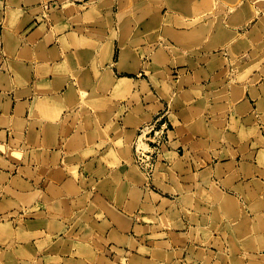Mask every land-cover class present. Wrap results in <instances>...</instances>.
Listing matches in <instances>:
<instances>
[{
	"label": "crops",
	"instance_id": "1",
	"mask_svg": "<svg viewBox=\"0 0 264 264\" xmlns=\"http://www.w3.org/2000/svg\"><path fill=\"white\" fill-rule=\"evenodd\" d=\"M109 2L112 9L117 0H97L99 5ZM67 3V9L74 11L72 14L63 11L52 16L53 4L60 7L62 0H0V118L6 122L0 125V136L6 139V147L14 143L7 154H16L15 159L11 160L9 155L5 158L7 166L14 170L3 173L9 174L4 184H1L3 174L0 175V186L6 201H18L20 205L32 201V207H41L39 212L44 216L28 225L32 230L30 238L20 233L14 235L15 240L27 239L20 247L30 248L31 256L36 258L33 264L38 261L48 264V258L55 260L50 264H108L110 253L97 247H103V241L114 236L113 232L120 235L114 221L129 228L125 233L137 241L145 237L136 236L135 228L143 229L145 235L151 232L150 224L139 222L141 217H151L150 213H139L138 218L131 220L133 216L117 208V203L125 209L134 205L132 189L141 191V202L144 199L143 188L138 185L140 177L125 166L129 147L126 141L136 133L137 125L152 120L163 109H167L172 132L181 133V137L174 139L179 142L175 149L178 159L187 153L191 175L197 172L194 185L207 188L209 183L210 186L216 183L219 179L215 172L220 167L223 203L233 212L239 204L248 216L264 215V92L261 89H264V66L252 63L264 54L259 48L264 35L257 31L259 24L264 23V19L258 22L264 5L239 2L231 13L218 16L217 22H213L214 16H206L201 25L193 26L192 15L186 20L180 16L182 0H161V60L167 57L173 61L167 69L175 70L178 75L174 77V86L165 83L173 88L170 93L166 87L161 89L164 96L171 95V100L156 93L157 102L153 106L158 108L157 112L146 107L138 113L125 112L118 116L117 104L145 88L144 82L133 78L144 63L142 56L139 58L136 52L134 59L126 44L120 47L118 36L113 35L103 19L104 11L81 10L84 4L80 0H67ZM185 3H188L185 8L195 16L204 10L213 12L211 0ZM46 6L51 8L48 10ZM255 12L259 15L255 16ZM111 19L114 23L115 16L111 15ZM249 19L252 26L247 28ZM112 29L115 31L114 26ZM244 57H248L247 62L243 61ZM224 60L227 62L223 63ZM233 60L239 63L235 66ZM246 72L249 73L242 80ZM215 82L217 86L213 87ZM108 147L111 149L106 151ZM102 151L106 153L98 155ZM98 161L113 172L110 178L106 175L102 180L93 176ZM184 171H188L187 167ZM182 174L176 176L184 188L189 184ZM7 183L9 193L5 189ZM246 186L252 190L248 192ZM195 190L196 186L191 192L197 193ZM182 194L185 193H179L180 197ZM83 198H87L83 213L72 223H64L65 205L71 208L73 201ZM93 199L105 201L111 211L103 213L95 207L93 213L88 212ZM56 203H60L62 216L50 210ZM5 205L10 208L7 202ZM2 211L6 213L8 209ZM75 215L79 212L72 210L67 217L71 220ZM53 216L56 218L49 229L47 222ZM85 216L96 220V226L86 224ZM128 220L132 221L130 225ZM52 227L62 242L71 231L78 238L57 249L55 256H43L49 245L39 248L37 243L41 238L35 235L43 232L42 239L46 240ZM90 235L92 239L83 241L82 238ZM10 237L4 243L8 244L13 236ZM262 242L257 238L255 246H264ZM85 247L93 251L90 256L82 253ZM106 247H114L113 242ZM177 251L181 249H175L173 254ZM97 252L103 254L101 262ZM112 253L109 263L130 261L126 252ZM14 257L18 264L27 261ZM178 259V255H172L170 264H178ZM181 261L186 263L185 259ZM260 261L264 264V258ZM205 264H208L206 260Z\"/></svg>",
	"mask_w": 264,
	"mask_h": 264
},
{
	"label": "rangeland",
	"instance_id": "2",
	"mask_svg": "<svg viewBox=\"0 0 264 264\" xmlns=\"http://www.w3.org/2000/svg\"><path fill=\"white\" fill-rule=\"evenodd\" d=\"M46 1L48 2L49 0ZM80 1L84 4L81 10L87 9L92 13L97 8L100 12L104 11L103 19L107 20L113 35L118 36L120 47L126 44L134 55V59L137 58L135 54L137 52L139 58L142 56V62H144L140 67L141 69L139 70L138 67L134 72L135 75L133 78L144 82L143 85L145 88L141 89L138 93L136 90L131 98L128 100L122 99L123 103L120 102L117 104L118 116L125 112H128V114L131 112L138 113L146 107L154 113L157 112L158 108L155 105L153 106V102H157L155 96L158 94L163 96L167 101H170L171 95L169 94L170 97L164 96L161 93V89L163 90L166 87L168 89L167 93H170L173 88H169L165 83L168 82L174 86V77L178 76L175 70L167 69V65L173 63V61H170L167 57L161 60V52H163V46H161V0H117L115 7H112V9L110 2L109 5L104 3L99 5L97 0ZM185 1L187 0H182V7L179 13L183 20L190 18L192 15V22H194L192 24L193 26L201 25V21L204 20L206 16H214L215 19L213 18V22H217L218 16L221 15V17H223L231 13L239 2L248 4L250 1L260 6L264 5V0H211L214 2L213 9H211L213 12L207 13L204 12V10L201 13L198 12L197 16H195L185 8L188 4L185 3ZM62 3L60 7H57V4H53L52 8L46 6V9L48 8L49 10L51 8L50 13L52 16L62 14L63 11L67 14H72L74 12L67 9V0H62ZM262 7L263 8H260L263 13L262 17L255 12V16L259 15L258 22H262L264 19V6ZM111 15L112 18L115 16L114 23L111 19ZM113 26L115 31L112 29ZM246 26L247 28L252 26L250 19L247 21ZM102 27H105V24H102ZM257 31L261 35H264V23L259 24ZM259 48L264 53V41L259 44ZM243 61L247 62L248 57H244ZM219 62L221 63L222 61H218L217 63ZM226 62L225 60L223 61V63ZM231 63H234L236 66L239 62L233 60ZM252 63L256 64L258 67L260 65L264 66V54L256 58L255 61H252ZM171 67L173 68V65ZM247 73L249 72L244 73L242 80L245 79ZM181 75L183 76V72H181ZM262 75H264V71ZM147 84L151 89H148ZM215 84L216 85L213 87L217 86L216 82ZM261 89L264 92L262 87ZM167 114V109H163L157 112L152 120L140 126L137 125L135 127L136 133L134 131L133 136L126 141L129 147L127 156L124 159L125 166H128L130 171L138 174L140 177V183L138 185H141L143 188L141 190L145 193V196L141 202V191L132 189L130 196L135 199L134 205L127 206L125 209L120 205L121 203H117V208H123L128 215L133 216L131 220L135 217L138 218L139 213H150L151 217H141L139 218V222L147 225L150 224L152 227L151 232L145 235V232L142 231L143 229L141 230L139 227L135 228L136 236L142 235L145 237L144 240L140 238V240L137 241L134 238L128 237L129 234L125 233L129 231V228H125L120 222L114 221L118 224L121 231L120 235L115 232L118 236V240L115 241L110 238L109 240H104V246H98L97 249L103 252L107 251V254L110 253V258L106 259L108 264H114L109 263L110 259H113L112 251L117 254H124V252H126L128 255L127 259H130V261L121 260L119 264H155L154 261L156 260H160L161 264H170L172 255L179 256L178 262L180 264H182V259L186 260L185 264H205V260L208 264H210L211 261H214V264H263L260 259L264 258V246L256 247L255 245L257 238H261L263 241L262 243H264V215L248 216L245 213L244 206L239 204H236V212H233L227 207L226 203H223V191L219 184L220 177L222 176L219 172L220 167H218L217 172H215L217 180L219 179L216 183L213 182L211 186L209 183L207 188L198 187L197 184L194 185L193 181L196 180L197 172L195 171V175H191V171L188 168L190 159L187 153L183 156L181 153L180 156L182 157L178 159L179 156L175 149L179 145V142H175L174 139L176 137H181V133L177 134L172 132L173 130L169 125ZM0 125L5 124L0 122ZM142 128H147V130L141 132L140 130ZM256 129L258 128L256 127ZM0 140L3 141V145L0 146L1 175L7 171L13 172L14 170L7 166L4 159L7 155H9L11 160L14 159L10 153L7 154V150L14 148V143L10 142L9 147H6V139L0 136ZM101 148L102 146L98 149ZM110 149L111 147H108L106 151ZM106 151H102L101 154L98 155L102 156ZM166 151H173L175 154L165 155L164 153ZM214 155L216 156L217 154L214 153ZM206 159H209V157L207 156ZM96 165L97 167L94 173L91 171L93 176L104 180L106 175L110 178L113 174L110 170L100 166V161L96 162ZM185 167L188 169L187 172L184 171ZM198 168L199 167L195 165V170H198ZM123 169L125 168H120L118 170ZM177 173L181 176L183 175L182 173H184V180L189 185L184 188L181 187L178 183ZM74 174L77 175V173ZM114 174H116V172ZM2 178L1 184H4L7 182L9 174H3ZM80 178L83 181L82 175ZM228 183L229 182H226V186H229ZM8 185L9 183H7V187H5L7 190ZM195 186L196 190L194 192L197 193H192L191 190L195 188ZM246 190L250 192L252 189L246 186ZM9 191L10 190L7 192L9 193ZM8 193H6V196H9L7 195ZM179 193H185L182 194L183 198L180 197ZM133 194L135 196H133ZM4 195L5 191L2 193L0 186V224H4L5 227H8V229L13 232L14 240L10 241L8 245L4 242L0 243V264H18L15 261L17 257L13 258L14 255H18L15 254V251H19V249L22 248L20 247L21 243L27 239H20L18 237L15 240L14 235L16 236V233L17 235L20 233L21 236L29 239L30 237L28 236L32 235V230L28 228V225L33 219L44 215H42V212H39L41 207H32V205H30L32 201L25 205H20L18 201H16V203L6 201ZM6 202L10 208H7L8 211L3 213L1 203ZM86 203L87 198H83L75 202L73 201L71 208L65 205V214L67 216H69L72 210H77L79 215H75L71 220L65 216L63 222L72 223L75 218L83 213L82 211ZM92 203L93 205L89 207L88 210L90 213H93L96 208H100L103 213H109V211H111L110 207L103 200L93 199ZM49 207L51 206L49 205ZM50 210L59 213V215L61 214L60 216L63 215L60 209V203H56L55 208L51 207ZM223 212L224 214H222ZM18 214L19 216H21V214L23 216L19 217ZM52 218H49L51 221L47 222L50 223L49 226H52V222L56 216ZM100 218L101 215H98V219ZM83 221L86 224L94 226L97 224L96 220L93 221L91 217L89 218L87 216L83 218ZM123 221L125 222L126 220L123 218ZM131 222L128 220L129 225ZM14 223H17V225L15 226ZM206 225L208 229L205 230ZM4 229L5 228L0 227V231ZM22 230H24V232H21ZM55 231L54 229L52 231L50 230V234L47 235L46 240L42 239L45 236L43 232L35 235L36 238H41L40 242L37 243L39 248L45 244L49 245L48 251L42 253L43 256L49 254L52 255V257L55 256L61 246L69 245L71 241L78 238V236L73 235L71 231L67 234L66 241L62 242L61 237L55 234ZM35 232H37V230H35ZM92 238L93 236L90 235L82 239L83 241H87ZM110 242H113L114 247H106ZM212 247H214L215 250H213ZM175 249H181V251H177L173 254ZM212 250L215 254L212 253ZM241 252H243L242 255ZM82 253L88 256V254L93 253V251L85 247ZM205 253H207L208 256ZM96 254H99L101 259H103V254H101V252H97ZM159 254H161V258L158 257ZM181 257L183 258L181 259ZM19 258L20 260H27L22 264H33L36 261V258L33 256L27 257V259L20 255ZM53 261L55 260L48 258L46 262L50 264ZM38 264H42L41 261H38ZM54 264L57 263L54 262Z\"/></svg>",
	"mask_w": 264,
	"mask_h": 264
},
{
	"label": "bare ground",
	"instance_id": "3",
	"mask_svg": "<svg viewBox=\"0 0 264 264\" xmlns=\"http://www.w3.org/2000/svg\"><path fill=\"white\" fill-rule=\"evenodd\" d=\"M0 122L2 123V122H4L5 124H6V122H5V120L3 121L1 118H0ZM3 145V144H2ZM4 147V146H3ZM6 151V150H5ZM1 152V151H0ZM167 152V151H166ZM10 154H11V156H12V158H14L15 159V156H16V154L15 153H13V152H10ZM166 155H172V152H167V154ZM5 159V158H4ZM11 169V168H10ZM1 185V184H0ZM20 186V185H19ZM23 186V185H22ZM6 203H4V205H2V209L3 210H6L7 209V205H5ZM26 213V212H25ZM23 214V213H22ZM18 216H19V214H18ZM20 217V216H19ZM50 224V223H49ZM0 227L1 228H5L3 231H0V240L1 241H6L7 239H10L11 237L10 236H13V235H11L10 234V232H9V229H8V227H5V225L4 224H0ZM49 229H51V225H50V227H49ZM2 232H4V233H2ZM113 234H114V236H111L110 235V238L112 239V240H118V236L116 235V233L115 232H113ZM12 240H14V238H12L10 241H12ZM8 245V244H7ZM17 251V252H16ZM15 251V254H18V255H16V256H18L19 257V254L23 257V258H27V257H32L31 256V253H30V248H28V247H25V248H20L19 249V251L18 250H16ZM89 255H91V253H89L88 254V256ZM13 258H15V257H13ZM28 259V258H27ZM60 259V258H59ZM69 259V258H68ZM102 261V259L101 258H99V260H98V262H101Z\"/></svg>",
	"mask_w": 264,
	"mask_h": 264
},
{
	"label": "built area",
	"instance_id": "4",
	"mask_svg": "<svg viewBox=\"0 0 264 264\" xmlns=\"http://www.w3.org/2000/svg\"><path fill=\"white\" fill-rule=\"evenodd\" d=\"M142 127H143V126H142ZM144 130H147V128H144V129L142 128L140 131L143 132Z\"/></svg>",
	"mask_w": 264,
	"mask_h": 264
}]
</instances>
